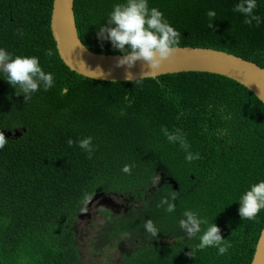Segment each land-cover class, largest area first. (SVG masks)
Instances as JSON below:
<instances>
[{
    "label": "trees",
    "instance_id": "1",
    "mask_svg": "<svg viewBox=\"0 0 264 264\" xmlns=\"http://www.w3.org/2000/svg\"><path fill=\"white\" fill-rule=\"evenodd\" d=\"M120 2L75 0L78 32L89 49L120 53L96 36L113 4ZM237 2L148 0L180 32L178 46L223 50L264 68V0H257L254 9L259 26L244 23L245 17L233 11ZM52 6L53 0H0V36L2 28L19 29L15 36L24 53L37 56L54 78L48 91L33 94L27 108L23 103L2 122L21 135L11 134L0 149V264H81L78 215L98 192L125 196L130 206L121 214L106 207L98 211L109 227L96 226L104 242L100 246L98 237L87 236L86 250L97 247L99 264L105 263L106 248L115 253L109 264H250L264 210L254 220H241L238 200L251 184L264 180L261 100L240 83L210 72L167 73L139 83L80 75L59 56L50 25ZM210 9L216 15L208 28ZM32 26L45 60L28 46L24 31ZM49 49L51 56L46 55ZM61 89L66 91L61 94ZM96 97L108 105L93 104ZM162 126L169 132L179 129L188 150L200 158L185 161V152L166 140ZM86 136L93 137L95 146L90 159L82 149L68 153L60 145L70 138L77 146ZM19 161L16 171L6 164ZM125 164L134 165L131 174L121 171ZM172 192L177 194L175 211L168 213L158 205ZM185 210L220 228L231 244L226 254L217 255L210 247L187 255L198 239H187L179 228ZM147 219L156 225V237L145 232ZM129 232L139 240L133 251L124 242Z\"/></svg>",
    "mask_w": 264,
    "mask_h": 264
},
{
    "label": "clouds",
    "instance_id": "2",
    "mask_svg": "<svg viewBox=\"0 0 264 264\" xmlns=\"http://www.w3.org/2000/svg\"><path fill=\"white\" fill-rule=\"evenodd\" d=\"M74 6L73 10L75 16ZM256 8L257 0H238V2L233 6V11L238 12L245 17V24L252 25L253 21H255L256 26H259L261 23V17L254 13V9ZM52 10L50 13V19ZM206 15L209 18L207 27L211 28L214 20L213 18L216 13L214 10L210 9L206 12ZM76 27L78 31L77 22ZM2 29L3 30L0 36V149L4 147L7 142L6 138L10 137L11 134L15 133L17 136L21 135L18 129L13 132L5 128L2 125L3 120L13 111L20 109L23 103L24 107L27 108L30 105L33 94L39 90L48 91L54 84L53 74L51 72H46L42 68L39 58L35 55L24 53L23 44L20 38L15 36V33L19 32V29ZM24 32H26V38L30 49L38 52L37 44L40 42L41 38L36 34L35 28L32 26L31 29ZM22 34L23 32L21 31L20 35ZM96 36L98 40H107L110 42L113 49L120 52L115 54H122L117 58L115 66L124 67L126 69L124 79L128 82L134 81V83H139L146 75H140L137 77L129 70L135 66L137 61H141L144 65H147L148 69L160 68L162 63L173 56L178 50L180 42L179 38L181 34L168 22L162 11L156 7H149L148 0H123V2L113 4L111 11L107 14L106 24H101L99 26ZM46 55L51 56L52 51L50 49L47 50ZM40 56L44 59L45 54H40ZM99 75H101L100 72ZM64 91H66V89H61V94H63ZM258 98L264 99V96L258 93ZM92 101L93 104L99 106L108 105L103 102L100 97H96V100ZM160 131L169 143L178 144L185 152V161L191 162L200 158V154L198 152L193 153L188 150L190 146L187 143L185 136L179 129H176L174 132H169L166 127L162 126ZM92 140V136H86L76 141L77 147L72 145L73 140L69 138L67 143L64 141L61 142L60 145L67 147L68 153H75L78 149H82L87 154V158L90 159L95 151V146L93 145ZM6 164L13 171H16L20 161L17 163L9 162ZM132 167H134V165L125 164L121 168V171L125 174H131ZM170 179L172 178H169V183ZM172 185L174 189H178V183L177 186H174V184ZM17 186L19 188L22 185ZM5 188L8 191L10 185H7ZM26 190L29 189H23L22 191L24 192ZM16 195L21 197L20 192ZM176 195L177 194L175 192H172L170 196L162 197L158 206H165L166 212L173 213L175 211V204L173 201L176 200ZM102 196H104L105 199ZM124 198L125 196H119L117 193L98 192L89 199L88 203L92 200L95 201L100 199V202L98 203L100 208L106 207L113 213L120 212L119 214H121L126 213L130 207L127 206V204L125 206ZM109 201H112L110 203L115 206H111ZM238 202V215L241 220H254L257 214L264 210V180H259L258 182L251 184L248 190L241 194ZM87 204L85 205L83 211H81L78 215V218L83 220L82 228H84V230L86 229L85 232H82L79 225H77L76 235L78 240L81 241L80 247L81 245H84V243H87V246H89L90 242L88 241L87 236L98 237L100 241L97 244L102 246V242H104L102 240L103 237L102 235H96V223H99V225H97L98 229L100 226L102 229H105L109 227V222L103 219L99 213L96 217L98 204L93 208L90 206L87 208ZM83 213H85V215L81 216ZM178 225L187 236V239H192L194 237L198 239V243L194 247L190 248L191 251L187 253L190 257H194L197 251L210 247L216 248L217 255H224L231 247L230 242L227 239L222 238L220 228L213 222L209 224L207 219L199 216L196 211L185 210L183 212V218L178 221ZM202 225H207L203 231L201 229ZM143 227L145 232L150 234L151 237L157 236L158 229L151 219L145 220ZM138 241L137 235L132 234L131 232L127 233L124 237V242L131 246L132 251L135 249ZM96 251L97 247L95 245L93 252L90 249L87 251L81 250L80 248L81 264H95V261L96 264H99V258L96 255ZM104 251L105 250L102 252L104 253Z\"/></svg>",
    "mask_w": 264,
    "mask_h": 264
},
{
    "label": "water",
    "instance_id": "3",
    "mask_svg": "<svg viewBox=\"0 0 264 264\" xmlns=\"http://www.w3.org/2000/svg\"><path fill=\"white\" fill-rule=\"evenodd\" d=\"M73 6L74 0H54L53 3L51 31L61 59L70 69L84 76L99 80L126 81V69L115 66L117 58L122 54L93 52L83 44L78 35ZM129 71L137 77L146 75L144 78L183 71L210 72L233 79L253 92L257 98L258 93L264 96V68L242 56L218 49L178 46L176 53L165 60L160 68L148 69L147 65L137 61ZM258 99L264 105V99ZM170 183L177 186L174 179H170ZM84 215L85 213L81 216ZM251 264H264V227Z\"/></svg>",
    "mask_w": 264,
    "mask_h": 264
},
{
    "label": "rangeland",
    "instance_id": "4",
    "mask_svg": "<svg viewBox=\"0 0 264 264\" xmlns=\"http://www.w3.org/2000/svg\"><path fill=\"white\" fill-rule=\"evenodd\" d=\"M104 199H105V197L104 196H102ZM125 199V201H124V204H125V206H126V204H127V202H128V200H127V198L125 197L124 198ZM93 202H94V200H92L91 202H89L88 204H87V208L90 206L91 207V205L93 204ZM118 202V201H117ZM99 205V204H98ZM100 210V206H98L97 207V210H96V217L98 216V211ZM115 213H117V214H119L120 212H115ZM97 225H99V223H96ZM78 225H79V227H80V230H82V232H85V230H84V228H82V225H83V220L81 219L79 222H78ZM96 225V226H97ZM79 227H78V230H79ZM87 243H84V245H81V250H86L87 249ZM115 255V253H114V251H112L111 249H109V248H106L105 249V251H104V254H103V256H104V259H105V263L106 264H109L110 262H109V260L113 257ZM104 263V264H105ZM95 264H96V261H95Z\"/></svg>",
    "mask_w": 264,
    "mask_h": 264
},
{
    "label": "flooded vegetation",
    "instance_id": "5",
    "mask_svg": "<svg viewBox=\"0 0 264 264\" xmlns=\"http://www.w3.org/2000/svg\"><path fill=\"white\" fill-rule=\"evenodd\" d=\"M98 201V202H97ZM100 202V199H98V200H95L94 202H93V204H92V206H91V208H93L95 205H97L98 203Z\"/></svg>",
    "mask_w": 264,
    "mask_h": 264
},
{
    "label": "bare ground",
    "instance_id": "6",
    "mask_svg": "<svg viewBox=\"0 0 264 264\" xmlns=\"http://www.w3.org/2000/svg\"><path fill=\"white\" fill-rule=\"evenodd\" d=\"M97 202H98V201H97ZM98 206H99V205H98ZM98 206H97V207H98Z\"/></svg>",
    "mask_w": 264,
    "mask_h": 264
}]
</instances>
